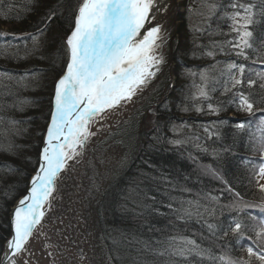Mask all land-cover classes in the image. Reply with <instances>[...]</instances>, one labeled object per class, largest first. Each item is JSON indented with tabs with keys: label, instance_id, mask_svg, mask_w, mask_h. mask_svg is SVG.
I'll use <instances>...</instances> for the list:
<instances>
[{
	"label": "trees",
	"instance_id": "1",
	"mask_svg": "<svg viewBox=\"0 0 264 264\" xmlns=\"http://www.w3.org/2000/svg\"><path fill=\"white\" fill-rule=\"evenodd\" d=\"M80 2L0 0V71L7 70L17 78L26 73L35 77L23 82L0 81V105L3 106L0 116L5 117L0 128L18 145L12 151L0 150V248L10 236L11 208L25 195L30 177L38 166L41 134L50 119L55 81L66 66L64 41L73 27V13ZM28 4L32 5L30 10L25 7ZM233 4L259 5V0H182L183 11L176 15L171 33L175 40L168 52L170 81L161 84L150 104L135 111L131 120L115 130L111 138L120 142L122 163L96 202V220L112 264H220L207 254L203 259L193 255L188 260L172 261L154 255L170 235L195 239L213 258L223 255L261 264L257 256H248L247 247L252 241L264 242V223H261L264 221V192L259 187L263 155L253 157L258 151L257 144L260 154L264 151V128L259 126L264 118V88L261 87L264 79L257 75L264 72V15L258 14L257 22L246 29L253 33L252 48L245 50L249 60H239L223 52H218L215 59L201 57L200 51L210 48L200 49L193 56L196 45L222 44L236 38L234 34L227 35L232 31L233 21L229 17L234 12ZM53 6H58L56 18L46 25L41 24V18ZM255 11L259 13V7ZM45 27L42 46L36 52L25 51L32 47L31 40L3 39L5 34L26 36ZM7 45L11 47L6 48ZM233 61L246 64L242 84L245 93H255V115L229 104L232 97L224 96L225 87H231V78L241 76L239 68L232 71L231 77L224 71ZM212 65L215 70L210 72L212 81L206 87L199 73ZM171 76L176 84L171 82ZM249 80L256 81L251 89ZM201 89L208 91L214 105L224 101L223 110L209 114L206 102L186 103L198 97ZM185 107L189 110L184 111ZM196 107L203 108V113L195 111ZM8 119L23 121L15 126L20 130L19 135L12 132ZM239 122H245L243 129L236 127ZM206 127L214 130V134L205 132ZM0 142L6 144L8 140L0 135ZM214 152L220 154L218 158ZM9 167L16 170L9 171ZM206 168L216 173L215 178ZM236 193H240V197ZM240 198L257 207L237 217L246 222V236L251 238L237 242L230 230L234 225L228 223L236 214L220 205H230ZM186 201L215 206V213L177 219L168 205L176 208ZM209 223L216 227L210 230Z\"/></svg>",
	"mask_w": 264,
	"mask_h": 264
},
{
	"label": "snow or ice",
	"instance_id": "2",
	"mask_svg": "<svg viewBox=\"0 0 264 264\" xmlns=\"http://www.w3.org/2000/svg\"><path fill=\"white\" fill-rule=\"evenodd\" d=\"M25 7L30 10L32 5L28 4ZM57 7L53 6L41 18L40 23L46 25L55 19ZM167 7L168 0H81L79 3L78 9L73 13V27L64 41L66 66L63 74L55 81L50 120L46 132L41 134L43 142L36 159L38 166L29 182L27 193L12 211L9 222L10 236L0 248L2 251L0 264H21L18 257L26 250L36 225L40 223L43 216L42 206L52 196L59 174L71 166L70 161L81 154L80 149L94 135L89 131L90 124L107 111L115 110L122 103L131 101L135 95L142 94L159 75L165 64L161 49L168 42L169 36L158 20ZM257 7L260 9L259 13L255 11ZM232 8L234 12L229 17L233 21L232 31L227 35L234 34L236 38L225 40L222 44L214 42L209 46L196 45L193 56L200 49L210 48L207 51H200L201 57L209 56L215 59L218 52H223L226 55H234L239 60H249L250 57L245 50L252 48L250 39L253 33L246 29L257 22L258 14L264 15V0H259V5L233 4ZM237 17L244 23L241 24ZM241 29L245 30L241 31ZM44 31L46 27L38 28L35 34L26 36L9 37L5 34L3 39L31 40L32 47L26 48L25 51L36 52L42 46ZM7 47L11 46L7 45ZM237 68L241 76L239 79L231 78V87H225L224 96L232 97L228 101L229 104H236L239 110L255 115L253 109V104L257 102L253 99L255 93L251 91L245 93L242 84L246 64L233 61L224 71L231 77L232 71ZM214 70L215 65H212L208 70L199 73L206 87L212 81L210 72ZM257 75L264 79V72ZM4 79L23 82L35 77L26 73L17 78L7 70L0 71V81ZM255 83L256 81L249 80V89ZM261 87L264 88V85ZM196 100L208 104L209 114H218L225 107L224 101H217L214 105L206 89H201L198 97H192L186 103L195 105ZM2 107L0 105V108ZM188 110L185 107L184 111ZM195 111L203 113L204 109L196 107ZM4 121L5 117L0 116V125H3ZM19 123L23 121L8 119V124L16 135L20 133L15 127ZM259 126L264 128V118L260 120ZM236 127L243 129L245 122H239ZM205 132L214 134V130L209 127L205 128ZM0 135L8 140L6 144L0 142V150L12 151L18 147L12 142L6 130L0 128ZM213 155L218 158L220 154L214 152ZM8 170L16 169L9 167ZM205 171L216 175L211 168H206ZM261 174H264V166L261 168ZM260 188L264 190V185ZM236 196L240 197V193H236ZM211 199L215 200L216 197ZM168 207L180 220L191 219L193 216L201 217L204 213L212 216L215 213V206L202 205L199 201L181 202L176 208L169 204ZM220 207L228 208L230 212L236 214L228 223L229 226L234 225L230 230L237 242L251 239L246 236L248 230L246 222H242L237 217L243 211L257 206L240 198L230 205H220ZM207 226L210 230L216 227L211 223ZM153 254L167 257L169 261L188 260L193 255L203 259L207 254L209 259L214 261L218 259L220 264H249L248 261L233 260L223 255L213 258L209 250L202 248L195 239L181 235H170L160 250L154 251ZM247 254L249 257L257 256L261 264H264V242L252 241L247 247ZM24 264H27V261H24Z\"/></svg>",
	"mask_w": 264,
	"mask_h": 264
},
{
	"label": "rangeland",
	"instance_id": "3",
	"mask_svg": "<svg viewBox=\"0 0 264 264\" xmlns=\"http://www.w3.org/2000/svg\"><path fill=\"white\" fill-rule=\"evenodd\" d=\"M181 3L182 0L170 1L167 10L160 14L158 22L169 39L161 49L165 64L159 75L142 94L90 124L89 131L94 135L80 149L81 154L70 161L71 166L59 174L52 196L42 207L44 217L36 225L26 250L18 257L21 264L24 261L27 264H112L96 220V202L122 163L120 142L111 138L115 130L131 120L135 111L150 104L161 84L170 81L168 52L175 40L171 33L176 15L183 11ZM171 82L176 84L174 76ZM255 147L258 151L253 157L263 155L264 165V151L260 154V145ZM261 185H264V174H260L259 187Z\"/></svg>",
	"mask_w": 264,
	"mask_h": 264
},
{
	"label": "water",
	"instance_id": "4",
	"mask_svg": "<svg viewBox=\"0 0 264 264\" xmlns=\"http://www.w3.org/2000/svg\"><path fill=\"white\" fill-rule=\"evenodd\" d=\"M35 174V172L32 174V176ZM32 176H31V178H32ZM31 178H30V181H31ZM29 181V182H30ZM29 187V186H28ZM26 193H27V191H26ZM25 193V194H26ZM23 197V196H22ZM22 197H20V198H18V200L14 203V205H13V207L11 208V211H10V220H11V215H12V211H13V209H14V207H15V205L17 204V202L22 198ZM45 203V202H44ZM44 205V204H43ZM43 207V206H42ZM42 210V209H41ZM43 212V211H42ZM42 218V217H41ZM41 221V220H40ZM39 224V223H38ZM2 255V254H1Z\"/></svg>",
	"mask_w": 264,
	"mask_h": 264
},
{
	"label": "bare ground",
	"instance_id": "5",
	"mask_svg": "<svg viewBox=\"0 0 264 264\" xmlns=\"http://www.w3.org/2000/svg\"><path fill=\"white\" fill-rule=\"evenodd\" d=\"M170 1H172V0H168V4L170 3ZM160 18H161V16H159V20H160ZM159 20H158V21H159ZM212 176L215 178L214 175H212ZM42 211H43V210H42ZM43 217H44V214H43V216H42V218H41V221H42ZM1 254H2V252H1Z\"/></svg>",
	"mask_w": 264,
	"mask_h": 264
}]
</instances>
